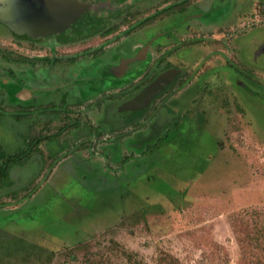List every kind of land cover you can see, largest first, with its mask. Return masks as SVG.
<instances>
[{
    "label": "rangeland",
    "instance_id": "rangeland-1",
    "mask_svg": "<svg viewBox=\"0 0 264 264\" xmlns=\"http://www.w3.org/2000/svg\"><path fill=\"white\" fill-rule=\"evenodd\" d=\"M211 1L200 20L237 28L173 58L180 75L146 111L58 135L60 116H2L0 264H264V0ZM47 134L2 174L1 155Z\"/></svg>",
    "mask_w": 264,
    "mask_h": 264
},
{
    "label": "flooded vegetation",
    "instance_id": "flooded-vegetation-1",
    "mask_svg": "<svg viewBox=\"0 0 264 264\" xmlns=\"http://www.w3.org/2000/svg\"><path fill=\"white\" fill-rule=\"evenodd\" d=\"M206 3L209 0H0V121L6 114V122L32 124L34 116H60L64 127L51 135L67 126L124 123L125 116L116 117V110L125 109L167 72H176L172 82L150 97L147 107L176 81L180 69L170 64L173 58H194L207 41L206 32L237 28L202 22L195 9ZM141 30L148 38L133 42L131 37ZM210 54L202 50L199 56L206 61ZM93 110L102 111L100 122L88 115Z\"/></svg>",
    "mask_w": 264,
    "mask_h": 264
},
{
    "label": "water",
    "instance_id": "water-1",
    "mask_svg": "<svg viewBox=\"0 0 264 264\" xmlns=\"http://www.w3.org/2000/svg\"><path fill=\"white\" fill-rule=\"evenodd\" d=\"M175 74L176 72L172 70L163 74L162 76H159L150 85H148L143 92H141L137 97H135L131 102H129L128 106H126V109H131L134 111L141 110L147 107L150 101V97H153L154 95L158 94L167 85H169L172 82Z\"/></svg>",
    "mask_w": 264,
    "mask_h": 264
},
{
    "label": "trees",
    "instance_id": "trees-1",
    "mask_svg": "<svg viewBox=\"0 0 264 264\" xmlns=\"http://www.w3.org/2000/svg\"><path fill=\"white\" fill-rule=\"evenodd\" d=\"M70 126H67L65 127L68 128ZM50 136H40V137H35L33 139H31L29 141V148L27 150H25V152L23 154H15L13 156H4V155H1V158H3V164L5 165L3 167V170H2V174L5 173V171H7L8 167L10 166V164L12 163H15V162H21L22 160H24L25 158H27L29 155L32 154V152H35L36 149L38 148L39 146V143L45 139H48ZM160 264H175V260H171V261H168V260H162L160 262Z\"/></svg>",
    "mask_w": 264,
    "mask_h": 264
}]
</instances>
